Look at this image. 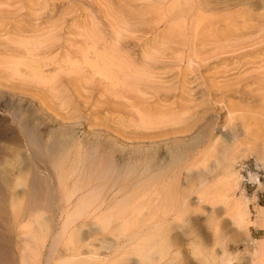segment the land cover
<instances>
[{
	"label": "rangeland",
	"instance_id": "374dc122",
	"mask_svg": "<svg viewBox=\"0 0 264 264\" xmlns=\"http://www.w3.org/2000/svg\"><path fill=\"white\" fill-rule=\"evenodd\" d=\"M130 1L0 0V190L16 261L23 263L21 231L9 213L10 190L19 187V174L29 165L23 143L29 125L47 142L66 141V160L75 149L81 183L93 174L100 258L117 262L123 252L114 257V239L127 232L145 264H251L264 242V47L260 58L253 52L214 56L202 67L171 54L148 70L147 56L167 49L149 29L131 31L130 23L149 24L154 17L160 22L155 32L167 36V18L152 10L146 15L149 0ZM159 1L166 9L178 2ZM221 2L229 3L225 10L232 15L251 13L248 19L236 15L238 27L255 26L242 39L261 40L264 0ZM121 35L127 51L122 60L138 67L118 78L112 72L113 79L108 68L114 71L111 55ZM54 38L59 45L44 52ZM59 66L62 84H51ZM252 70L260 72L242 78ZM90 77L92 94L84 86ZM149 81L162 90L157 96ZM100 232L116 235L105 243Z\"/></svg>",
	"mask_w": 264,
	"mask_h": 264
},
{
	"label": "bare ground",
	"instance_id": "6f19581e",
	"mask_svg": "<svg viewBox=\"0 0 264 264\" xmlns=\"http://www.w3.org/2000/svg\"><path fill=\"white\" fill-rule=\"evenodd\" d=\"M133 1L134 0H132V2ZM174 1H178L177 5L174 4L169 9H166L165 1L162 2L159 0H149V2L146 3L147 11H155L158 16L160 14V17L167 18V20L163 22L167 23L165 24V29L169 27L167 30L170 34L167 36H163L161 32H155L156 27L159 26L160 22L159 19H156L154 17H149V24L146 22L147 19H143V22L137 21L141 25L135 23V25L133 26L132 23H130L129 29L131 31H133V29L135 28L140 27H142L143 29H149V31L153 33V37L156 39V41L159 42V47L161 49H167L166 51H160V53L158 51V54L156 53L153 59L151 58L152 56L149 57L146 55L147 60L145 61L144 67L148 68V70H151L154 67L155 63L153 64V62L157 63L156 60L158 58L166 57L167 55L171 54L174 55V57L179 58V61H186L189 65L192 64L191 62L195 61L197 62L196 64L198 65V67H202L203 61L214 56L230 59L238 58L247 52H253L256 53V57H261L260 49L264 47V34H260L261 40H255V38L252 39L253 37L243 40L245 39L246 34L251 33L249 29H254L255 26L242 24L240 27H238L239 24L237 22L239 20V17H236V15L242 16L243 19H245L246 17L252 18L249 11L248 13L250 15L247 16L244 13L240 12H238L236 15L230 14L231 12L227 13L225 7H227L229 3H222V0ZM39 4L41 5V9H46L43 8L42 3ZM47 7H49V5H47ZM142 12L145 13L144 10ZM204 12H209V14L207 13L205 15ZM148 13L149 11L146 13V15ZM161 14L163 16H161ZM183 17L188 18L185 21L184 25L181 24ZM171 18L173 19V22L172 20L170 21ZM91 26L93 28L95 25ZM61 27L63 28V25ZM83 35L85 36V34ZM122 35L118 38L116 42L117 45H115L117 46L116 48L119 51H116L117 49L115 50L112 47L115 52H112V63H110V66L114 65V71H112L108 63L106 64L110 67L108 68V70L110 69V71L107 70L108 72H111V74L109 73V77H112L113 79L115 74L117 78L120 76H125L126 73H132L133 69L134 71H136L137 69L135 70V68L138 67L136 66V61H131V64L128 61L127 63L122 60V55H120L121 51L127 52L124 46V43H126L124 41L125 38L122 37ZM90 36L91 35L89 34V38H91ZM55 38L52 41L51 39L49 42L48 40L46 41L48 43L47 45H45L46 47L43 48L44 52L51 51V48L54 49L57 45H59L57 44L59 41H57L58 37L57 39ZM64 38V40H68L66 39L67 37ZM104 53H106V51ZM104 57L108 56L104 55ZM263 57H261V60L264 59ZM106 61H110V58ZM253 62L256 63L255 60ZM49 64H53L55 66L57 65L55 62H51ZM237 67L242 68L244 67V65ZM58 69L59 72L56 74V76H54V78L51 77L50 79H48L51 84H59L63 81L64 75H61L60 73H62L63 71L65 72V70L61 69L60 66L58 67ZM95 72L96 71L93 70V73ZM112 72H114L115 74H113ZM256 72L258 74L260 70ZM257 74H254L253 70L247 71L242 76V78L253 77ZM257 78L258 76L256 77V79ZM86 79H88V76ZM93 82L94 79L92 77H90L89 81L86 80V83L84 82V86L86 90L89 91V94L94 93V91L96 90L94 86L95 84H93ZM150 82L152 81H149V83ZM239 84L241 85V83ZM96 85L98 84L96 83ZM56 87L57 86H55V88ZM149 88L153 92H155L154 94H156V96L162 91L151 83L149 85ZM25 133L26 135L23 136V143L26 147V155L29 161V165L27 169H25V172L19 174V178H21L20 181L19 179H16L19 183L21 182V185L19 184V187H21V189L17 186L18 183L15 182V180L13 182L17 184L11 190L9 189L11 193L10 198L12 200V203L14 204H12L13 206L11 210L9 209V213L13 216L15 225L14 228L17 226L21 231L18 232L21 235L20 244L22 243L19 247V249L21 248L20 253L21 259L23 261V263L21 264H145L143 254L141 253L139 246H134L136 243L133 244L134 236L131 235L130 237V235L126 234L127 232H117L118 236H116V238L114 239V257H118V254L123 252V255L120 256L117 262H112L110 259L104 260L103 258L99 257L102 254H100L101 251H99V247H97L98 245L96 243L97 240H99V233L95 231V225L97 224V219L99 220V217L97 216L96 212L98 208H96L97 205L94 197L95 182L94 178H92L93 174L92 177H87L85 182L81 183L80 173L78 169V153H75V149L70 150V159L66 160L67 156L65 157L63 151V148H65V145L67 144L66 141L65 143H63L62 140L55 138L53 139V141L47 142L44 139V134L42 133V131H40V129L35 126L26 125ZM41 169H44V172L41 171ZM17 187L19 189H17ZM2 191L0 190V225H2L3 229L5 227V231L0 227V230L2 229L0 232V264H20L18 263V261H16L18 260L17 252H15V249L13 248L14 242L11 234V232H13L12 225H9L10 223L8 224L6 222L8 225L6 224L5 226V224L3 223L4 220H8L9 214L5 202V195ZM173 209H175L174 206ZM173 209L171 210L173 211ZM43 213H46L47 216L46 218H44L45 220L43 219L44 221L42 222L39 220L40 218L42 219ZM166 213L167 211L163 213L164 217H166ZM24 222L25 224L22 225V223ZM85 229L87 230V232H84ZM100 233L102 234V238L100 239L105 243L107 241L105 239L106 237H108L109 235H116L115 232ZM125 237L126 239L128 238L127 241L129 242L124 240ZM126 242L128 243V245L130 244V255L124 250L123 245ZM101 247L103 246L101 245ZM107 247L108 245L105 248ZM251 264H264V242L259 245V248L257 249L255 256L253 257V261Z\"/></svg>",
	"mask_w": 264,
	"mask_h": 264
}]
</instances>
